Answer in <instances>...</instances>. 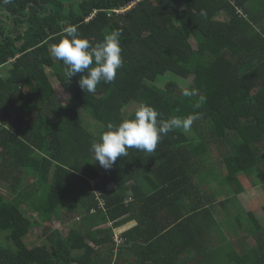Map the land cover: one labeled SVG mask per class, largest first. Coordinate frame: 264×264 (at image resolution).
<instances>
[{
	"label": "trees",
	"instance_id": "16d2710c",
	"mask_svg": "<svg viewBox=\"0 0 264 264\" xmlns=\"http://www.w3.org/2000/svg\"><path fill=\"white\" fill-rule=\"evenodd\" d=\"M132 1L0 0V264H264V229L238 200L248 179L264 191V0H141L116 13ZM72 24L93 44L122 32L123 66L95 93L50 54ZM167 74L193 78L206 102L159 87ZM140 102L201 119L105 170L92 142ZM64 216L72 227L50 247L28 244ZM135 222L117 248L114 230Z\"/></svg>",
	"mask_w": 264,
	"mask_h": 264
},
{
	"label": "clouds",
	"instance_id": "9594fccd",
	"mask_svg": "<svg viewBox=\"0 0 264 264\" xmlns=\"http://www.w3.org/2000/svg\"><path fill=\"white\" fill-rule=\"evenodd\" d=\"M10 2L11 0H3L4 4ZM63 32L59 43L52 45L50 54L67 67L68 78L82 74L78 80L81 90L95 93L101 82L112 84L116 80L118 70L123 66L120 29H113L95 44L83 37L79 25H68ZM183 96L198 97L196 108L206 102V96L195 88H185ZM199 119L200 112L163 119L162 113L157 109L140 102L135 109L134 118L123 119L119 124H107L99 140L92 142L90 150L94 161L105 170H110L117 158L128 155L129 149L154 153L168 133L175 130L189 132L193 123ZM109 227L112 228L111 225Z\"/></svg>",
	"mask_w": 264,
	"mask_h": 264
},
{
	"label": "rangeland",
	"instance_id": "374dc122",
	"mask_svg": "<svg viewBox=\"0 0 264 264\" xmlns=\"http://www.w3.org/2000/svg\"><path fill=\"white\" fill-rule=\"evenodd\" d=\"M132 7H134V5ZM7 68H8L7 66L0 68V71H1L0 73L2 75H6ZM47 71L49 72V69H47ZM169 82H174V83L178 84L179 86H181L182 88H189V87L193 86V84H194L193 78L187 79V80H182V79L177 78L173 74H167L165 76H161L158 79V86L161 88H164ZM63 103H64L63 104L64 106H67L70 102L65 100ZM84 122H85V124L88 123L86 126L87 129L90 130V125L93 128V125L91 124V122H92L91 120L85 119ZM6 127L8 129V126H6ZM8 137H9V135H7V138ZM216 152H217L216 154H213V153L209 154L211 157L210 163H213L217 167V169H218L217 171L219 172V174L221 176H223V175H225V172L222 169V162L219 159L220 152L219 151H216ZM209 155H208V157H209ZM208 160H209V158H207V156H206L205 161H208ZM240 178L244 179V176H241ZM243 187L247 189V192L244 195L239 196L238 200L241 204L239 206L243 207L246 210V212L248 213L247 214L248 217L259 228L264 229V211H263V208H264V191L262 189L255 188L253 183L250 182L249 179L246 180V182L243 184ZM114 189H115V185L111 184L110 186H108L107 190L113 191ZM2 192L4 193L5 191L2 190ZM238 207H236V208L233 207L234 212L238 211ZM22 210L26 214V216H28L29 218L35 219L37 217V215H34V213H32L30 210H28V207H26L25 205L22 206ZM61 217H62V213L60 215V218ZM217 218L219 219L218 215H217ZM63 219H65V216L61 219V221L60 220L54 221V222H52L51 225H49V227L47 228L48 234L46 237L40 238V240H39L33 236H30L28 239V244L32 245L33 247L38 246V245H41V246L45 245L47 247H50V244H51L50 243V237L53 234L57 233V235L58 234L64 235V234H66L67 229L72 227V224L68 227L65 225H62L61 222ZM41 226L43 227L44 225L41 224ZM39 230H40V235H44V231L41 227L36 228L35 232L37 233ZM221 231H222L223 238L228 237V236H229V238H231L230 235L231 234L233 235V233L231 231H230L231 234H228L227 229L223 228L222 226H221ZM93 232H94V230H93ZM87 241H88V246L91 248H94V240L88 239Z\"/></svg>",
	"mask_w": 264,
	"mask_h": 264
},
{
	"label": "crops",
	"instance_id": "0c3cea01",
	"mask_svg": "<svg viewBox=\"0 0 264 264\" xmlns=\"http://www.w3.org/2000/svg\"><path fill=\"white\" fill-rule=\"evenodd\" d=\"M112 227H113V225L112 224H110ZM136 222L135 223H130V224H128V225H126V226H124V227H122L120 230H118V229H115L114 230V235H121V234H123V233H125V232H127V231H130V230H132L133 228H135L136 227ZM106 228H108V226H106L105 227V229ZM129 256H131L130 254H127L126 255V258H128ZM127 262H130V263H132V264H135V261H132V260H126Z\"/></svg>",
	"mask_w": 264,
	"mask_h": 264
},
{
	"label": "built area",
	"instance_id": "2783aa9c",
	"mask_svg": "<svg viewBox=\"0 0 264 264\" xmlns=\"http://www.w3.org/2000/svg\"><path fill=\"white\" fill-rule=\"evenodd\" d=\"M138 2H140L141 0H137ZM136 0L132 1L128 8H125V9H121V10H116V13H122V12H125L127 11L129 8H131L133 5L135 6L138 2ZM104 206V205H103ZM115 243H116V247L119 248L121 246L124 245V241L122 240V238L119 236V235H116L115 236V239H114Z\"/></svg>",
	"mask_w": 264,
	"mask_h": 264
}]
</instances>
